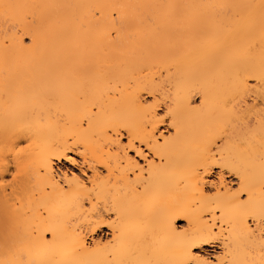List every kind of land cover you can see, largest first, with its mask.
<instances>
[{"label":"bare ground","instance_id":"bare-ground-1","mask_svg":"<svg viewBox=\"0 0 264 264\" xmlns=\"http://www.w3.org/2000/svg\"><path fill=\"white\" fill-rule=\"evenodd\" d=\"M0 120V264H264V0H0Z\"/></svg>","mask_w":264,"mask_h":264},{"label":"rangeland","instance_id":"rangeland-1","mask_svg":"<svg viewBox=\"0 0 264 264\" xmlns=\"http://www.w3.org/2000/svg\"><path fill=\"white\" fill-rule=\"evenodd\" d=\"M4 97L5 95L3 96V98ZM5 99L6 98H4V100ZM197 99L199 101L198 97ZM1 120L0 122L2 123L3 121ZM5 130L7 131V133L2 134V136L0 135V196H1L0 197V202H1L0 204V208H1L0 209L1 210L0 211V228H1L0 229V250L6 245H10L12 247V243L15 242V240L13 242L12 237L11 239L8 238L10 239L8 240L6 234H9L10 228L13 225L15 226L16 224L14 223L13 219L15 218V222L17 221L16 220L17 203H18L17 197L20 196V193L17 190V173H18L17 171V137H15V134L17 133V121L14 120V122H12V124L9 127H7V129H4V131L2 128V133L5 132ZM28 144L29 142H27L26 140H23L21 141L19 148L26 149L28 147ZM132 155H135V153L132 152ZM75 158H76V163L72 164V163L63 161L61 163H58V168L61 169L62 171H67L68 173L75 172L82 177H86V175H89L91 172L89 169H87L82 159L79 156H75ZM217 173H218V168H214V170H212V172L208 176V181L215 180L218 175ZM226 174L227 175H225V178L228 181H235L236 179L235 176L229 173H226ZM2 205L6 208L5 211L7 212L4 211L5 208H3ZM12 211H13V214H12ZM10 220H12L13 224L8 223L10 222ZM179 224L184 226L185 222L181 220ZM107 231L108 230L104 228L103 232H99V234L96 237H98L99 235H100L99 237H101ZM220 252H221V248L217 245L206 246L203 254L210 256V255H216Z\"/></svg>","mask_w":264,"mask_h":264}]
</instances>
